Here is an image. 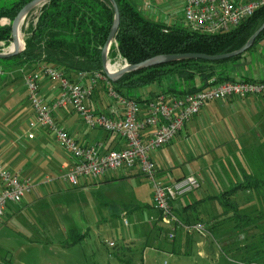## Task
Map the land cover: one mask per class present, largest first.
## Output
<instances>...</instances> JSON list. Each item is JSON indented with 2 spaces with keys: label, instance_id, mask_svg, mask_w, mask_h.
Instances as JSON below:
<instances>
[{
  "label": "crops",
  "instance_id": "0c3cea01",
  "mask_svg": "<svg viewBox=\"0 0 264 264\" xmlns=\"http://www.w3.org/2000/svg\"><path fill=\"white\" fill-rule=\"evenodd\" d=\"M146 1L149 0H136L138 8L146 17L155 21H159V17L164 18L161 2L151 0L148 5H145ZM165 18L169 19V16L165 14ZM260 45L261 47L254 54L243 53L234 63L226 65L231 77L235 80L264 79V37L260 40ZM25 70L19 67L8 70L0 66V165L20 176L29 177L35 186L26 192L20 201L6 204L0 216V232L6 225L12 226L15 231L21 233L44 232L45 226L51 223L50 218L46 220L45 216L49 215L48 212L52 211V208H55L52 206L60 203L64 200L63 198L71 196L72 193L78 195L95 191L98 192L95 193L97 198H90L91 207L109 205L110 208H114V213L121 209L122 213L130 211L136 214L133 230L125 233L120 248L111 251L110 258L126 255L137 264H146L144 255L147 252V246L173 256L177 248L192 243L195 244L199 256L211 260L219 257L220 253L215 250V244L211 239L196 238V235H188L181 228L175 230L174 239L177 238V240L167 238V228L158 221V212L152 207V189L144 195L138 191L135 203H132V200L128 203L122 202L123 199L115 195L113 189L117 186L127 184L131 187L138 186L136 180L139 181V177L144 176L135 167L112 170L98 178L82 177L77 186H72L59 177L45 180L46 175L56 174L60 165L69 164L71 160L45 127H30L29 120L33 111L28 93L22 97L20 92L22 88L27 92L22 78L23 72H27ZM15 72H20L19 82L13 81ZM53 85L54 82L41 76L39 89L46 102L52 101L57 96V87ZM171 86L174 84L167 78L162 86L153 84L140 92L144 98L149 99ZM163 94L167 97L171 96L169 92ZM86 104L93 111L113 118L122 115L121 105L107 95L101 83L96 85L93 93L86 99ZM53 117L57 124L81 144L100 145L102 152L124 147L122 137L116 133L88 127L69 105L54 111ZM148 136L149 131L143 135V138ZM150 157L155 163L157 178L164 183H170L189 174L200 175L202 179L200 187L173 200L172 210L177 216L181 214V216L204 218L203 221L195 222H202L210 237L213 238L216 234L222 241V235L228 231L225 227L228 220L222 218V215L226 213V206L222 204L225 200H222V196L238 186L249 194L254 189L251 186L264 183L262 180L264 94L231 96L205 102L177 135L169 143L153 151ZM185 167H187L186 171H184ZM235 191L228 196L229 200H237ZM252 198L254 199V196ZM43 202L52 204L46 207L42 204ZM236 205H238L237 210L242 214H250L254 210L260 214L257 205L243 206L238 203ZM123 224L127 225L128 222L125 224L123 220ZM250 226L258 225L253 222L243 230ZM71 231L79 232L78 228ZM83 231L84 229L80 230L81 233ZM139 235L142 236H140L139 244L132 248L130 242L135 238L139 239ZM26 237L29 242L21 244L19 249L38 250L40 245ZM107 244L113 246L112 242ZM245 244L241 241L239 247ZM131 263L127 261V264ZM165 263L164 261L163 264Z\"/></svg>",
  "mask_w": 264,
  "mask_h": 264
},
{
  "label": "built area",
  "instance_id": "2783aa9c",
  "mask_svg": "<svg viewBox=\"0 0 264 264\" xmlns=\"http://www.w3.org/2000/svg\"><path fill=\"white\" fill-rule=\"evenodd\" d=\"M148 2L146 1L145 5H148ZM183 2L184 24L203 33L228 31L264 6V0ZM41 76L47 77L54 82L53 86L57 87V96L50 102H46L40 93ZM22 78L33 111L29 120L30 127H45L71 160L69 164L60 165L56 174L46 175L45 180L59 177L70 185L77 186L82 177L98 178L112 170L135 167L150 183L152 207L159 213V219L166 226L167 238L170 240L174 238L176 228H181L189 234L206 232L202 222L184 223L172 210V201L198 189L202 179L200 175L189 174L164 183L156 176V166L150 154L169 143L205 102L231 96L264 94V79L226 80L217 83L212 78L209 85L200 90L170 97L158 93L141 105L117 93L101 71L91 74L79 72L75 79H70L61 69L41 63L34 70L23 72ZM98 81L105 83L107 95L121 105V116L113 118L95 112L86 104V99L93 93ZM66 105H69L88 127L118 134L124 140V147L102 152L100 145L79 143L57 124L53 117L54 111ZM147 131L149 136L143 138ZM34 186L29 177L20 176L0 165V216L7 203L20 201ZM124 223H127L125 219Z\"/></svg>",
  "mask_w": 264,
  "mask_h": 264
},
{
  "label": "trees",
  "instance_id": "16d2710c",
  "mask_svg": "<svg viewBox=\"0 0 264 264\" xmlns=\"http://www.w3.org/2000/svg\"><path fill=\"white\" fill-rule=\"evenodd\" d=\"M29 1L0 0V20L3 18L10 20L8 24L0 22V49L10 44L12 40L10 23L16 13ZM115 2L119 11V25L114 42L108 50L107 57L111 62L118 57L133 64L159 54L227 53L241 47L264 21V6H262L249 18L228 31L203 33L183 24H166L151 20L138 8L136 0H115ZM30 13L31 11L27 16ZM113 17V8L108 0H47L39 6L35 20L30 21L27 27H21L24 48L17 55L0 58V66L8 70L19 67L29 72L39 64L45 63L61 69L70 79H75L79 72L88 74L102 72L101 50L110 31ZM263 37L264 29L255 38L252 46ZM243 53L216 61L189 59L160 64L126 72L117 80L109 81L117 93L142 104L157 94L146 99L140 91L153 84L162 86L167 78L174 86L161 93L169 92L170 95H182L205 88L212 78L217 83L235 80L226 69V65L234 63ZM98 83L106 89L104 82L98 81ZM235 189L225 194L231 195ZM222 204L237 210V205L231 200L223 201ZM261 214L257 217L263 218L264 221V214ZM178 216L184 223L195 222L189 220L190 217L188 218L187 215L178 214ZM227 218H233L235 226L243 233V228L254 221L249 214L238 212L224 219ZM258 228L261 230L260 246L241 247L249 263L255 257L263 259L261 261L264 262L262 247L264 227Z\"/></svg>",
  "mask_w": 264,
  "mask_h": 264
},
{
  "label": "rangeland",
  "instance_id": "374dc122",
  "mask_svg": "<svg viewBox=\"0 0 264 264\" xmlns=\"http://www.w3.org/2000/svg\"><path fill=\"white\" fill-rule=\"evenodd\" d=\"M155 2L162 3L161 6L164 18L159 17V21L171 22L173 24L184 23L182 19L183 0H155ZM38 8L39 6L35 7L22 22L20 26V37L22 39L23 32L21 27H27V24L30 21L35 20ZM165 14L169 16V19L165 18ZM0 22L8 24L10 20L8 18H3ZM8 46L1 48L0 51L8 50ZM260 47L259 40L245 53L254 54V52ZM124 63V60L119 57L110 62V64L116 67H119ZM19 73L20 72H15L13 81H18L20 79ZM20 92L22 97L26 96V89L22 88ZM186 170L187 167L184 168V171ZM233 176V173H231V177ZM262 180L264 181V174ZM136 182L138 183V186L133 185L131 187L129 184L121 185L115 187L113 191L119 199H123L122 202L128 203L129 200H132V203H135L137 200L135 196L138 194V191L143 195L151 191L150 183L145 177H139V181L136 180ZM251 187L254 189L249 194L246 190H241L237 187L235 189V192H237V200H232L231 202L235 205L238 203L243 206L248 204L257 205L260 210L259 212L264 214V183L259 185L255 184ZM95 193L98 192L89 191L78 195L72 193L71 196L63 198L64 200H61L60 203H56L57 205L55 204L52 206L55 208H52V211H47L49 215L45 216L46 220H49L50 218L49 221L51 223L50 225L45 226L46 231L44 232L26 231V233H21L15 231L12 226L6 225V227L0 232V264H9L7 261L11 264H127V261L132 262L131 264H137L133 262V259L127 258L126 255H124L126 258L109 257L111 251H116L120 248L122 237L125 233L133 230L136 218L135 212L129 211L122 213V210L120 209L119 212L114 213V208H110L109 205H100L93 208L90 206L89 200L90 198H97ZM228 196L229 195L224 194L222 200L230 202ZM252 196H254V199ZM42 204L48 207L51 206L52 203L43 202ZM225 208L226 215L223 214L222 218L234 216L237 212L242 214L240 211L229 205ZM39 211H41L40 208ZM249 215L258 226H250L243 230V233L240 231L239 227L235 226V223L232 221L233 218H227L226 220L228 221L225 223V227H227L228 231L222 235L223 242L220 240L219 235L214 233L212 238L207 232L204 234H189L183 230L186 234L196 235V238L199 239H211L213 244H215V250L220 253L217 259L211 260L199 256L194 243L188 244V246L186 245L184 247L180 246L176 249L173 256L166 253L163 254L162 252L153 250L147 246V252L144 255L146 264H163L164 261L166 262L165 264H264V262L261 261L263 259H259V257L253 258V261L249 263V259H246L243 250L241 248L236 249L239 247L241 241L245 242V245L260 246L259 236L261 235V230L258 227H264L263 218L257 217L259 215L257 210H254V212ZM177 217L180 219L179 216ZM157 218L161 223L159 213ZM124 219L127 220V225L123 224ZM189 220L203 221L204 218L190 216ZM253 222H251V224ZM74 228H78L79 232L71 231V229ZM82 229H84L85 232L83 231L81 233L80 230ZM26 236H28L34 243L40 245L38 250H35V248L19 249L21 244L23 245L29 242ZM140 236L141 235L138 236L139 239L135 238L130 242L132 248L136 246L137 243L139 244ZM133 237H135V235H133ZM173 240H177V238ZM107 242H112L113 246H109ZM262 247L264 249V243ZM240 250L242 252H240Z\"/></svg>",
  "mask_w": 264,
  "mask_h": 264
},
{
  "label": "water",
  "instance_id": "95a60500",
  "mask_svg": "<svg viewBox=\"0 0 264 264\" xmlns=\"http://www.w3.org/2000/svg\"><path fill=\"white\" fill-rule=\"evenodd\" d=\"M46 1L47 0H30L16 13V15L14 16V18L10 23L11 39H12L11 43L8 46V50L0 51V58H7L17 55L24 48V41L22 38L20 45V39H19V37L21 36L20 26L30 11H32L37 6L43 5ZM108 1L112 5L114 17L110 31L101 50V63H102V72L107 76V78L110 81L117 80L120 76H122L126 72H133L160 64L171 63L181 60H189V59H203L208 61H216V60L227 59L239 55L252 46V44L255 41V38L264 29V21H263L241 47L227 53L216 54V55H208L203 53H192V52L180 53V54H159L147 58L145 60H142L138 63L130 64L125 62L123 65L119 67H115L114 65L110 64L107 55L110 45L114 42L115 35L118 29L119 11L115 0H108Z\"/></svg>",
  "mask_w": 264,
  "mask_h": 264
},
{
  "label": "bare ground",
  "instance_id": "6f19581e",
  "mask_svg": "<svg viewBox=\"0 0 264 264\" xmlns=\"http://www.w3.org/2000/svg\"><path fill=\"white\" fill-rule=\"evenodd\" d=\"M19 39H20V45H21V37H19Z\"/></svg>",
  "mask_w": 264,
  "mask_h": 264
}]
</instances>
